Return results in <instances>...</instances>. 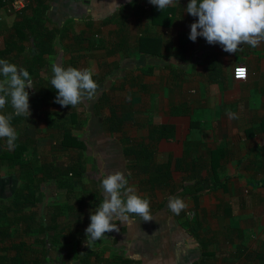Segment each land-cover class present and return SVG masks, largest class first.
<instances>
[{"label": "crops", "instance_id": "1", "mask_svg": "<svg viewBox=\"0 0 264 264\" xmlns=\"http://www.w3.org/2000/svg\"><path fill=\"white\" fill-rule=\"evenodd\" d=\"M45 1L47 24L63 36L56 38L39 72L31 69L33 88L26 89L31 115L10 123L16 141L27 144L22 158L36 166L65 167L73 163V154L94 160L90 186L98 198L60 200L54 189L60 183H43L37 196L45 215L36 216L33 231L22 233L21 257L8 256L0 264H264V42L254 48L242 44L233 54L203 37L193 42L190 25L198 17L185 10L189 0H173L176 10L169 13L167 26L146 16L149 0ZM20 19L0 4V47ZM75 36L89 38L95 47L75 49ZM31 56L27 47L21 57L7 60L27 70ZM73 56L80 57L78 69L93 71L97 88L92 99L62 109L43 96L51 86V65L72 67ZM240 64L248 68L245 81L233 77ZM3 110L13 111L10 103ZM114 123L117 129L109 132ZM65 130L86 147H58ZM133 142H152L154 161L172 164L171 179L151 183L141 170V156L122 152ZM1 149L9 151L6 138H0V154ZM211 152L221 158L216 165L220 186L213 183ZM0 171V207L9 206L22 169L0 159ZM116 171L149 199L153 220L128 214V220L114 221L119 231L87 246L91 211L103 200L97 180ZM46 190H52L53 200H43ZM177 195L187 207L174 215L168 199ZM32 211L26 208L24 214ZM96 251L103 252V261ZM5 255L0 249V257Z\"/></svg>", "mask_w": 264, "mask_h": 264}, {"label": "clouds", "instance_id": "2", "mask_svg": "<svg viewBox=\"0 0 264 264\" xmlns=\"http://www.w3.org/2000/svg\"><path fill=\"white\" fill-rule=\"evenodd\" d=\"M159 10H164L173 0H149ZM198 17L190 25L189 39L195 42L203 37L209 44H219L229 54L236 53L242 44L257 47L264 42V0H189L186 9ZM51 85L57 90L54 102L61 106L75 107L85 99H92L97 83L91 69L63 67L52 64ZM0 110L10 103L13 111L0 112V138H6L8 150L16 147L17 133L11 125L13 116L29 117L28 88H33L30 73L7 59H0ZM236 118L235 113H230ZM103 200L91 211L90 223L85 229L86 244L101 239L105 233L119 231L114 221H126L128 214H135L143 221L153 220L150 201L129 186L120 172L101 174ZM187 207L185 200L170 196L168 208L179 215Z\"/></svg>", "mask_w": 264, "mask_h": 264}, {"label": "trees", "instance_id": "3", "mask_svg": "<svg viewBox=\"0 0 264 264\" xmlns=\"http://www.w3.org/2000/svg\"><path fill=\"white\" fill-rule=\"evenodd\" d=\"M0 4L3 6L4 3L2 0H0ZM49 7L50 6L45 0H32V3L29 7L18 13L21 19L15 22L12 27L13 31H11L9 36L6 37L4 46L0 47V59H8L12 56H15L16 58L21 57L24 51L27 50V47H29L32 58H27V63L25 64L27 71L33 74L35 72H31V69L36 68V72H39L38 69H40L41 66H43L46 62V55L54 51L56 38H58V36H63V33L61 30H59V28H56L55 26H49L47 24V13ZM175 10L176 7H171V5L162 11L156 6L151 5L148 10H145V14L148 17L151 16L153 21L167 26V24L171 22L169 13ZM124 19L125 18L122 19V22L125 21ZM74 39L76 41L74 44L75 49L82 47H95V43L90 41V39L87 37L75 36ZM85 42L90 43L89 46H84ZM151 51L159 52V50L155 49H152ZM156 54L160 55V52L155 53V55ZM79 58L80 57L77 56L72 57V67L78 68ZM47 89L48 91H46V94L43 96V98L48 99L52 105L60 106L62 109H66L67 107L73 108L70 105L61 106L60 104L55 103L54 100L57 95V90L54 89L52 85ZM1 111L4 110L2 109L0 112ZM75 115L76 114H73V116ZM13 117L15 119H19L21 116ZM115 117L117 116L115 115ZM114 125L115 123L112 124V128L109 129V132L117 129V126ZM153 131L154 130H152V132ZM15 143L16 147L14 150L5 151L1 149L0 154V159L2 161H7L12 165L18 164L20 169H22V182L20 187L16 190L11 198V205L0 207V249H4L7 252V255L0 257L2 262L6 261L8 256L11 260H17L21 257L19 252L26 245V240H23L24 238L22 233L33 231L35 229V224H38L36 218L38 211L36 208L40 199L38 196L42 189L41 185L46 182L52 184L56 181H60L63 176H65V174L67 175L69 173L76 174L79 177H84L87 175L82 162H80L81 164H78L77 166L74 165V163H71L68 166L60 167L55 166L52 162H45L40 166H36L32 160L22 158V155L27 148V144H20L17 141ZM150 144H152V142H133L127 147H124L122 152L125 157L134 156L138 158V155L141 156L140 159H143L141 170L149 173V181L151 183L159 184L157 180L161 181L162 178L171 179L172 164H157V162H155L153 159L154 156L152 151H150ZM58 147L64 150L69 148L81 150L82 148L86 147V143L82 141L81 138L73 134V132L71 133L70 130H65L63 133V138L58 141ZM211 154L212 166L215 170V174L212 176V178H216V182L213 183L215 186H220L221 181L218 179L220 176L217 173L218 169L216 165L220 162L221 158H216L219 153L211 152ZM53 170L56 171V173H48L52 172ZM43 171H45V174L43 176H39V173ZM88 176H91V174L88 173ZM222 183L225 184L226 182L223 181ZM210 186L211 187L209 188L212 189L213 186ZM26 208H30V210H34L35 212L32 211L31 213H28L27 216L24 214ZM64 208L65 207L62 209ZM4 243L8 244L3 246ZM11 251H15L16 253L11 255ZM95 253L99 261L104 260L103 252L96 251Z\"/></svg>", "mask_w": 264, "mask_h": 264}, {"label": "rangeland", "instance_id": "4", "mask_svg": "<svg viewBox=\"0 0 264 264\" xmlns=\"http://www.w3.org/2000/svg\"><path fill=\"white\" fill-rule=\"evenodd\" d=\"M5 24V23H4ZM5 29H10L11 25L10 22H7L5 24ZM78 150V149H75ZM74 157L73 163L74 165H78L81 164L80 162H82L85 171L87 173L86 176L84 177H79L76 174H65V176H63V178L58 181L60 183V189L58 188H54L57 191V198L61 199H72V197H76L79 199H83V200H87V199H97L98 198V194L95 193L92 190V187L90 186L92 184L93 178L91 176H88V173L91 172H95L93 171L95 166H96V162L94 160H90V159H81L82 155L81 154H73L72 155ZM67 165V164H66ZM101 169V168H99ZM0 173H2L0 171ZM97 175V174H96ZM99 178V177H98ZM101 179V178H100ZM98 182H101V180H97ZM72 186V188H71ZM72 189V190H71ZM90 190V191H89ZM53 192L52 190H46L44 191V196H43V200L45 198H47V200H53L54 196H53ZM40 203V202H39ZM37 210H38V214H37V218L40 216H44L45 212H44V208L41 207L39 204L37 206ZM99 264V263H98Z\"/></svg>", "mask_w": 264, "mask_h": 264}, {"label": "built area", "instance_id": "5", "mask_svg": "<svg viewBox=\"0 0 264 264\" xmlns=\"http://www.w3.org/2000/svg\"><path fill=\"white\" fill-rule=\"evenodd\" d=\"M2 2L4 3L3 6L6 8L8 13H20L30 5L31 0H2ZM247 71L248 68L244 64L235 66L234 70L232 71L234 79L240 81L247 80L249 75V72ZM241 72L243 73L242 75ZM190 214L192 216L194 215L193 212Z\"/></svg>", "mask_w": 264, "mask_h": 264}, {"label": "snow or ice", "instance_id": "6", "mask_svg": "<svg viewBox=\"0 0 264 264\" xmlns=\"http://www.w3.org/2000/svg\"><path fill=\"white\" fill-rule=\"evenodd\" d=\"M243 73L241 72V75H242Z\"/></svg>", "mask_w": 264, "mask_h": 264}]
</instances>
